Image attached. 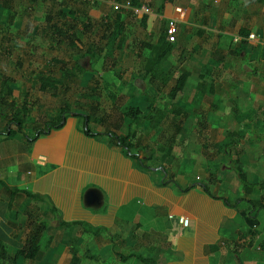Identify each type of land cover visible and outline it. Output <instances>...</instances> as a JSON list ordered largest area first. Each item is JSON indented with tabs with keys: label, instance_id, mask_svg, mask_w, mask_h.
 Instances as JSON below:
<instances>
[{
	"label": "rangeland",
	"instance_id": "rangeland-1",
	"mask_svg": "<svg viewBox=\"0 0 264 264\" xmlns=\"http://www.w3.org/2000/svg\"><path fill=\"white\" fill-rule=\"evenodd\" d=\"M111 1L0 0V122L12 120L17 114L25 124L23 134L33 135L32 131L41 128L44 122L52 119L57 110L67 104L70 111L95 118L107 120L114 116V129L126 134L129 129L123 110L126 106L135 107L139 110V118L132 125L135 135L131 141L135 146L133 152L141 154L145 162L151 160L150 165L164 167L179 184V180L186 175L192 184L207 185L211 193L217 188L214 183L224 177L226 172L238 182L229 158L224 154L217 158L213 148L204 149L202 145L204 142L214 143L211 135L214 131L224 137L232 128V125L216 126L222 116H215L214 113L218 101H222L227 108L223 116L225 122L233 120V125L239 124L240 130L246 135L241 145L253 151L258 145L264 146L263 59L248 46L237 54L238 44H233V38L220 47L209 45L210 35H204V39H201V34H198L200 28L189 23L210 24L211 20L197 17L193 22L191 14L188 17L190 21L186 19L179 27L178 39L161 64L164 75L160 79V90H157L141 79V75L149 55L144 43L160 44L165 41L166 22L155 15V11L159 9L156 7L159 1L138 0L152 12L147 17L149 24L145 28L141 25V18L134 17L122 8H114L109 4ZM195 1L201 3L204 0ZM171 2L179 3L177 6L182 5L177 0ZM186 11L189 13L187 9ZM117 12H121L123 16L124 27L116 39L112 37L108 41V38L103 37L104 32L107 24L114 30L115 26L111 23ZM236 17L239 18V13H232V18L220 21V27L232 30L237 23ZM212 18L218 21L221 15L212 14ZM105 19L110 23H105ZM51 25H55L64 34L52 35ZM237 36L242 40L244 38L241 33ZM215 50L223 57V61L213 70V74L207 75L204 72L205 65L214 67V64H220H208L210 57L218 56L213 53ZM77 67L83 68V71ZM201 67V72L206 76L204 80L213 84L211 85L217 89V94L203 97L199 100L200 106L194 108L190 104L197 99L195 90ZM183 71L190 73L184 92H174L175 80ZM41 74L52 75L61 81V87L55 95L39 90L37 76ZM1 78L11 80L12 95H5ZM147 99L153 101L151 109L148 108ZM24 101L28 106L25 114L21 110ZM179 106L182 109L179 114L170 111ZM163 109L166 117L160 126L151 127L148 115L153 116L154 111ZM215 118L216 121L211 123L210 119ZM11 128L15 129V126L12 124ZM168 148H171L173 154L165 156L167 159L164 161L162 156ZM242 164L247 176L252 179L251 167ZM223 167L230 169L225 171ZM207 171L212 173V181L206 178ZM195 177L201 180L195 181ZM224 188L223 184L220 190ZM228 196L231 203L238 200L237 196L230 193ZM237 208L241 210L249 206L241 202ZM26 212L30 213L32 221L33 218L44 219L38 208H27ZM259 220L264 224L263 211L260 212ZM29 221L30 219L22 232L25 239L30 230L29 225L32 224ZM49 225L48 232L42 237V248L49 233L56 240L59 250L68 237H73L75 246L78 243L82 248L79 256L85 254L86 243L92 239L90 235L79 228H64L70 234L67 236L61 229L59 231L57 222L50 221ZM41 252L45 253L46 250L42 249ZM18 262L35 264L21 259ZM0 264L10 263L0 260Z\"/></svg>",
	"mask_w": 264,
	"mask_h": 264
},
{
	"label": "crops",
	"instance_id": "crops-1",
	"mask_svg": "<svg viewBox=\"0 0 264 264\" xmlns=\"http://www.w3.org/2000/svg\"><path fill=\"white\" fill-rule=\"evenodd\" d=\"M158 1L156 7L159 9L155 11L158 18L167 22L168 18L178 16H165L160 12L162 0ZM177 1L183 6H177L179 3L165 5L166 12H170L172 7L184 12L183 21L178 22L177 39L179 27L186 19L190 21L188 17L191 14L193 22L197 17H207L211 20L210 24L189 23L200 28L198 34H201V39H204V35H210L209 45L220 47L241 33L243 40L233 42L236 46L238 44L237 51L245 46L251 47L264 61V3L261 0H204L201 3L195 0ZM232 13H239V18L235 19L236 26L232 30L229 27L222 29L220 21L232 18ZM151 14L136 18L142 19L145 16L147 26V17ZM212 14H219L221 18L214 21ZM250 34L255 36L254 40L245 38ZM217 52L215 50L213 53L218 55ZM211 59L218 60L219 66L223 61V57L218 55L210 57L208 64ZM219 66L205 65L204 72L207 75L213 74V70ZM201 69L198 84L201 76L206 78ZM213 88L214 93L209 96H216L217 89ZM200 103L193 105L192 101L190 105L196 108ZM217 105L214 115L222 118L216 126L232 125L230 131H241L239 124L233 125V120L225 122V102L218 101ZM58 113L59 110L52 119ZM99 120L101 122L96 125L89 124L93 133L100 134L96 137L85 136L79 118L68 115L61 129L53 130L32 142L29 140L34 134L27 136L22 130L8 136L5 130L7 122H0V243L9 257H13L23 246L25 237L22 232L28 220L26 211L27 208L35 207L44 215L41 220L48 223V229L49 222L55 221L59 231L61 229L67 236L70 234L59 226L60 222L78 221L91 228L102 229L97 236L85 233L92 239L89 243L86 240L82 257L79 256L82 248L78 243L77 246L74 244L76 241L70 243L73 237H68L61 244V250L56 240L52 239L48 250L37 254L33 260L35 264L42 261L41 264H71L72 252L78 257V264H144L133 255L150 259L153 264H264V224L259 220L260 212H264V209L252 214L256 224L251 236L240 214L246 208L233 209L222 200H229L228 193L237 196L238 200L258 199L259 195H246L240 182H236L226 172L224 177L214 183L217 188L208 196L199 184L189 182L186 175H182L184 177L179 180V184L164 167L150 165L151 160L145 162L142 155L136 152L148 167L140 168L135 160L125 155L122 148L114 145L109 136L104 135L106 131H111L125 136L129 130L126 134L116 131L114 116ZM213 121L216 118L210 119L211 123ZM211 135L216 144H221L225 139V136L220 137L215 131ZM244 139L239 144L242 149L240 157L242 163L251 167L253 178L247 176V179L254 183L264 178V146L258 145L253 151L241 145ZM215 154L217 158L221 154L227 157L228 152L219 149ZM224 169L228 171L230 168ZM210 176L212 173L207 171L206 178ZM200 180L195 177V181ZM223 184L226 188L220 190ZM183 189L187 190L182 192ZM25 192L38 195L42 200H33ZM50 207H54L58 213L53 214ZM178 217L185 218L187 223L180 224ZM72 228L82 231L81 227ZM47 236L52 237V234L47 233ZM18 260L14 264H20Z\"/></svg>",
	"mask_w": 264,
	"mask_h": 264
},
{
	"label": "trees",
	"instance_id": "trees-1",
	"mask_svg": "<svg viewBox=\"0 0 264 264\" xmlns=\"http://www.w3.org/2000/svg\"><path fill=\"white\" fill-rule=\"evenodd\" d=\"M264 3V0H261ZM131 4L133 7H140L138 0H131ZM166 4H172L171 0H162V13L165 14V16H177L178 9L176 7H172L171 11L165 10ZM122 14L121 12L115 14V19L112 25L115 26L114 30L112 31V28H110V24H107L106 31L104 32V39L108 38V41L112 40V37L115 39L119 34L122 33L123 30V21H122ZM105 23L109 22V20H104ZM110 23V22H109ZM141 25L143 28L146 27V17L144 16L141 19ZM50 28H52V35L54 36H61L64 33L61 32L60 29L55 27V25H51ZM164 37L166 35L164 34ZM174 43H168L166 40L162 41L160 44H149L144 43V48L149 51V55L143 65V72L141 75V79L148 82L151 86L154 88L159 89V86L161 84L160 79L161 76H163V70L161 69V64L167 58L168 54L172 50V45ZM219 63L216 59H211L209 61V64ZM218 66L219 64H214ZM80 71H83V68L77 67ZM189 76V72L183 71L175 80L174 84V92L181 93L187 83ZM201 82L197 85V91H196V100L193 101L194 104H198L199 100H201L205 96L212 95L214 93V88L211 84L206 83L204 78L201 76L200 78ZM11 80L7 78H1V84L3 86L4 92L6 96L12 95L13 88L11 86ZM37 82L39 90L43 93H50L51 95H55L56 91H58L59 87H61V81L57 78H55L52 75H38L37 76ZM149 101L148 108L153 107V101L150 99H147ZM21 110L26 113L28 110L27 102L24 101ZM170 111H172L174 114H179L182 109L181 106L172 108ZM166 111L160 110V111H154L153 116H149L150 120H148L150 123H152L151 127L156 128L160 126L164 118L166 117ZM68 115H72L74 117L79 118L81 123V130L83 134L87 137H96L99 136V133H93L89 129L90 123H100L101 121L95 117H92L90 115H85L78 112H71L70 107L67 104H64L60 110L57 116L50 120L44 122L43 126L41 128H38L34 131L33 138L29 140V142H32L33 140L37 139L38 137L42 135H47L53 130H59L61 129L65 124V119ZM123 116L127 118L128 120V127H129V133L125 136L118 135L111 131H106L104 135L109 136L111 141L114 143L115 146L120 147L123 149V152L125 155L133 160H135L140 168L147 169L148 167L144 165V162L142 159L138 157L137 154L133 153L134 145L132 143V139L135 135L133 130L130 129L132 125L138 120L139 118V110L135 107H125L123 110ZM15 126V129L11 128V125ZM25 124L21 120L20 117H18L17 114H15L12 118V120H8L6 123V134L8 136L15 135L16 133L21 132L24 129ZM245 137V133L243 131H228L225 134V139L221 144H208L203 143V148L207 149L209 147L213 148L215 151H218L219 149L225 150L228 152L227 157L229 158V163L231 165V169L235 172L236 177L238 181L240 182L243 191L246 195H259L258 199H239L234 204L231 203L228 199H222L224 204L228 207H231L233 209H237V206L241 202H245L248 204L249 208L245 209L244 211H241L240 214L242 218L244 219L247 227H248V234L253 236V233L251 232L253 227L256 224L255 216L252 215L253 212H257L259 210L264 209V178L259 179L257 182L251 183L247 179L246 171L244 170L243 164L241 162V154L242 149L240 148V140H242ZM171 148L167 149V152L163 155V159H165V156L171 155ZM209 180L212 181V177H209ZM164 183V182H163ZM201 189L208 195H210V192L208 190V187L206 185L200 184L199 185ZM187 189L181 190L182 192H185ZM10 194H13V192H9ZM25 195L29 198H32L33 200L40 201L42 200L41 197L35 194H31L29 192H25ZM50 210L53 212V214L58 213V211L54 207H50ZM28 219L32 221V217L30 213L28 214ZM29 221V222H30ZM32 224L29 225V233L26 236V239L23 243V246L18 249V251L15 253L13 257H9L3 247V245L0 243V260H7L9 263L14 264L18 259H21L23 261H33L35 260L37 254L42 251V249L47 250L49 245L52 242V237L48 236L46 240V244L42 248V237L45 236V231L48 229V223L45 221H42L37 218H33ZM60 227L68 229L72 227H81L82 231L84 233L90 234L92 236H97L99 232L102 230L100 228H91L88 225L73 221V222H60ZM44 238V237H43ZM70 243H74V239L70 240ZM134 258L141 261L144 264H153V261L150 259H143L139 255H133ZM79 259L76 256L74 252H72V259L71 264H78Z\"/></svg>",
	"mask_w": 264,
	"mask_h": 264
},
{
	"label": "built area",
	"instance_id": "built-area-1",
	"mask_svg": "<svg viewBox=\"0 0 264 264\" xmlns=\"http://www.w3.org/2000/svg\"><path fill=\"white\" fill-rule=\"evenodd\" d=\"M83 1L92 2V1H96V0H83ZM117 2H119L120 5ZM110 4L112 6H114V8H116V9L122 8L125 11L130 12L135 17L147 15V14L151 13V9L147 5H142L139 8L133 7L131 4V0H112L110 2ZM115 5H116V7H115ZM177 14H178L177 17L168 18L167 22H166L167 23L166 30H165L166 41L168 43H171V44L176 43L177 33H178V22L182 20V18L184 16V12L178 10ZM247 38L249 40H254L255 36L253 34H250V35H248ZM240 41H241V37H239V36H235L233 39L234 43H238ZM177 220L180 224H184V223L186 224L187 223V221L183 217H178Z\"/></svg>",
	"mask_w": 264,
	"mask_h": 264
}]
</instances>
